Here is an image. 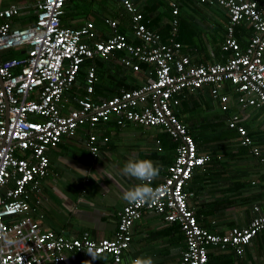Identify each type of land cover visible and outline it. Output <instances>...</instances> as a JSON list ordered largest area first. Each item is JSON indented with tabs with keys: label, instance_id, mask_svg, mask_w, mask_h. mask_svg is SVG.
Masks as SVG:
<instances>
[{
	"label": "built area",
	"instance_id": "1",
	"mask_svg": "<svg viewBox=\"0 0 264 264\" xmlns=\"http://www.w3.org/2000/svg\"><path fill=\"white\" fill-rule=\"evenodd\" d=\"M223 8L228 17L221 49L231 52L225 63L194 65L182 54L176 41L179 9L170 2L172 20L166 42L144 23L143 14L131 0H122L129 16L130 28L138 44L119 33V21L106 17L109 35L99 39L92 21L73 28L62 25L66 0H36L34 23L14 26L27 15L25 1L0 0V232L15 240L5 245L0 240V264H62L65 254L110 255L115 263L132 241V227L143 212L163 217L168 224L179 226L185 240L182 264H208L211 248H232L241 256L260 231H264V207L255 206V216L246 227L232 228L219 234L201 228L189 206L185 186L194 171L205 165L209 156L198 152L193 137L174 114L185 91L208 87L210 97L223 112H229L231 93L235 106L264 111V2L258 0H199ZM254 31L241 48L234 35L241 24ZM9 51H22L21 57H2ZM133 73L148 80L131 90L101 101L94 100L98 78L94 65L86 69L85 94L74 99L69 108L67 93L74 86L80 69L94 59L116 60ZM230 87L231 92L225 89ZM114 118L119 129L126 123L145 128L160 127L177 142L174 162L167 175L154 188L163 194L155 204L126 203L117 213V227L110 239H93L87 233L66 237L43 230L30 214V192L40 193V181L49 170L47 151L63 139L74 138L80 129L87 130L85 148L97 157L98 137L94 133L102 121ZM227 126L234 129L242 146L252 144L240 125V113L231 114ZM104 142L108 138H103ZM158 143V142H157ZM259 155L257 149L253 150ZM38 203V202H37Z\"/></svg>",
	"mask_w": 264,
	"mask_h": 264
},
{
	"label": "crops",
	"instance_id": "2",
	"mask_svg": "<svg viewBox=\"0 0 264 264\" xmlns=\"http://www.w3.org/2000/svg\"><path fill=\"white\" fill-rule=\"evenodd\" d=\"M118 1L121 19L112 16L116 10L109 1L102 12V22L106 17L117 19L125 27L124 34L132 43L138 44L130 28L129 16L122 7V0ZM131 1L141 13L146 12L145 15L142 13L146 26L167 40L173 17L170 2H175L179 9L178 21L181 18L178 30L185 40L183 44L180 42L182 54L188 55L192 64L225 63L231 57V52L221 49L228 21L223 8L202 4L199 0ZM66 22L71 24L68 27L77 28L88 21L76 17ZM104 25V22L97 25L99 39L109 35V28ZM194 25L204 29L201 35L195 33ZM253 34V29L245 23L237 27L234 33L241 48L247 45ZM193 37L197 39L198 45ZM121 54L117 53L114 58ZM111 61L119 64L117 59ZM91 65V62L84 64L85 73ZM124 70L126 75H130L126 80L128 84L135 80L134 83L139 87L148 80L144 73H133L126 68ZM121 90L124 89L118 93ZM208 90V87H204L196 91H185L180 97V103L183 99L189 100L190 94H201L196 95L198 100L218 107ZM225 91L231 92L230 87ZM231 95L230 111L224 112L229 114L223 122L224 126L219 127L220 123L214 115L212 118L216 122L207 124L206 128L207 131L211 130L210 136L198 146L196 144L198 152L210 158L204 166L194 171L184 189L187 194H191L188 203L199 226L219 234L232 228L246 227L256 215L254 207H264V111L253 108L241 111L235 106L233 92ZM67 98L66 106L76 107L75 100L69 99L68 93ZM108 98L97 94L95 88V101ZM204 105L200 106V110L207 109ZM234 113H240V125L251 138L252 144L247 147L240 144L237 132L227 126V119ZM152 129L133 123H126L124 128L119 129L114 118L100 122L94 130L98 137L97 157L91 156L85 148V128L80 129L74 138L63 139L57 147L47 151L48 174L40 181V193L35 195L30 192L32 206L36 208L30 215L40 223L43 230H52L66 237H80L87 233L93 239L112 238L117 227V213L127 203L122 198L124 192L140 183L122 175L124 164L129 159H151L161 168L158 178L153 181L159 184L167 175L168 166L174 162L178 143L170 138L176 146L171 148V152H164L160 139L164 130L160 128L155 134ZM220 133L224 138L220 137ZM103 138H108V141L104 142ZM254 149L258 150L259 155L253 153ZM184 249L185 240L178 225L166 223L158 214L143 212L132 227V241L120 262L115 263L107 254L94 259L93 256L68 253L62 264H130L131 259L138 256H152L155 264H182ZM208 264H264V231L256 234L241 256L232 248L209 249Z\"/></svg>",
	"mask_w": 264,
	"mask_h": 264
},
{
	"label": "trees",
	"instance_id": "3",
	"mask_svg": "<svg viewBox=\"0 0 264 264\" xmlns=\"http://www.w3.org/2000/svg\"><path fill=\"white\" fill-rule=\"evenodd\" d=\"M16 1H21V0H16ZM24 1H25L24 10L26 11L27 15L24 16V18L16 20L14 26L26 27L27 25L34 23L36 19V13H35L36 8L34 6L36 0H24ZM109 1L114 4L116 10L115 12L112 13V16L114 18L121 19V16L119 15L121 12V7L120 8L118 7L120 6L118 0H66L64 6V16L62 18V25L71 26V24H68L66 21L69 20L70 18L75 19L76 17L79 19H83L85 21H92V22L94 21L96 27L97 25H101L103 23L102 12L106 9V4H108ZM142 13L144 14L146 12L142 11ZM180 24H181V18H179V27H181ZM118 31L119 33L124 34L125 33L124 25H119ZM165 38L166 37L162 38L164 42L167 41V39ZM176 41H178L179 43L181 42L182 44L185 41L184 36L181 35L180 29L178 30ZM21 56H22V51H18V52L9 51L6 52L2 57L18 58ZM88 62H91L96 67V72L99 82L98 84H96L95 88L97 90V94H100V96H102L103 98L111 97L113 95L118 94V91L120 89L130 90L135 87H138V85L134 83L135 80L130 84L127 83L126 80L130 75L128 76L126 75V73H124L126 71L124 70L125 68L122 65L115 64L112 61L106 62L100 59H96ZM141 66H142V73H144L143 71L146 70L147 65H141ZM85 77H86L85 69L83 70L82 68L78 73L74 86L71 88V90L68 91L69 99H71L72 101H74L75 97H79V96L82 97L85 94ZM143 81H145L144 77H143ZM196 95H201V94H190L188 95L189 100L183 99L179 107L176 108L177 110L174 109V114L184 124L188 133L193 137L194 141L198 146L199 144L202 143V141L207 139L206 137H208L206 135L207 124L214 123L216 121H213L215 118H212L210 122H205L206 121L205 119L200 120L195 116V113L200 111L201 105L205 104L204 106L207 109L204 111H208L211 108L210 104L207 101L203 102L198 100ZM204 97L202 98L205 100ZM228 115L229 114H226L222 111V114L220 116H216L217 121L220 123L219 127L224 126L223 122L228 117ZM220 137L224 138V135L220 133ZM160 139L162 140V146L164 148V152L166 151L171 152V148H174L176 146V144H174L171 141L170 137L166 133L162 134L160 136Z\"/></svg>",
	"mask_w": 264,
	"mask_h": 264
},
{
	"label": "clouds",
	"instance_id": "4",
	"mask_svg": "<svg viewBox=\"0 0 264 264\" xmlns=\"http://www.w3.org/2000/svg\"><path fill=\"white\" fill-rule=\"evenodd\" d=\"M161 168L151 159H129L121 169L123 176L134 178L140 183L126 190L123 199L130 204L137 206L150 203L155 204L163 194L162 188H154L152 182L158 178ZM112 179L111 176H108ZM0 240L5 245L15 244L14 239H10L6 234L0 232ZM3 249H0L2 251ZM89 254L97 258L96 254L89 249ZM130 264H155L152 256H138L131 259Z\"/></svg>",
	"mask_w": 264,
	"mask_h": 264
},
{
	"label": "rangeland",
	"instance_id": "5",
	"mask_svg": "<svg viewBox=\"0 0 264 264\" xmlns=\"http://www.w3.org/2000/svg\"><path fill=\"white\" fill-rule=\"evenodd\" d=\"M13 1H14V0H6V2H8V3H11V2H13ZM111 6L113 7V4H111ZM194 26H195V25H194ZM195 27H196V26H195ZM203 30H204V29H201L199 26H197V27L194 29L195 33H197V34H199V35H201V33L203 32ZM210 30H211V29H209L208 31L210 32ZM193 39H194L195 42H197V39H196L195 37H193ZM197 45H198V42H197ZM209 102H210V101H209ZM210 103H211V102H210ZM210 106H212V107H211L208 111H204L203 109H201L200 111H198V112L195 113V116H196L197 118H199L200 120L205 119V120H206L205 122H210L211 119H212V117H213L214 115H216V116H220V115L222 114V111L220 110L219 107H217V106H213V105H211V104H210ZM160 130H161L160 127H154V128L152 129L153 133H155V134H157ZM210 134H211V130H208V131L206 132V135L209 137Z\"/></svg>",
	"mask_w": 264,
	"mask_h": 264
}]
</instances>
